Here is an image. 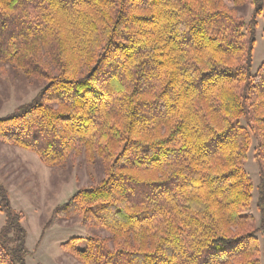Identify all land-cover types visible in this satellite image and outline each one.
Segmentation results:
<instances>
[{
	"label": "trees",
	"instance_id": "obj_1",
	"mask_svg": "<svg viewBox=\"0 0 264 264\" xmlns=\"http://www.w3.org/2000/svg\"><path fill=\"white\" fill-rule=\"evenodd\" d=\"M231 2L0 0V63L43 84L0 118V143L46 167L81 151L103 167L42 230L75 217L107 232L60 245L80 264H261L264 60L252 64L264 0ZM0 212V264H26L25 215L1 184Z\"/></svg>",
	"mask_w": 264,
	"mask_h": 264
},
{
	"label": "rangeland",
	"instance_id": "obj_2",
	"mask_svg": "<svg viewBox=\"0 0 264 264\" xmlns=\"http://www.w3.org/2000/svg\"><path fill=\"white\" fill-rule=\"evenodd\" d=\"M232 7L231 0H224ZM252 5L247 3L237 12L248 21ZM256 45L253 51L252 73L255 74L264 60L263 21L258 19ZM43 84L37 79L25 76L21 71L0 63V118L14 112L19 106L30 102ZM242 125H245L242 121ZM248 152L245 170L253 182L252 213L255 224L260 226V215L256 208L259 169L254 160L255 139ZM104 176L99 159L90 163L84 152L71 154L61 167H46L37 156L16 146L0 143V184L9 193L12 208L24 213L22 225L26 230V264H80L64 253L60 245L73 237L86 238L92 235L103 237L109 234L101 229L85 228L78 218L59 219L52 222L42 235L44 224L51 217L52 210L63 204L80 187L98 183ZM5 214L0 212V227ZM264 264V233L256 234Z\"/></svg>",
	"mask_w": 264,
	"mask_h": 264
}]
</instances>
